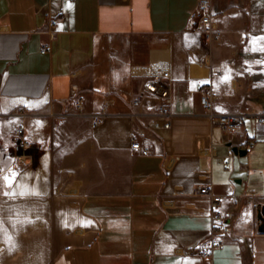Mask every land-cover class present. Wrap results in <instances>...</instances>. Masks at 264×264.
<instances>
[{
  "label": "crops",
  "instance_id": "1",
  "mask_svg": "<svg viewBox=\"0 0 264 264\" xmlns=\"http://www.w3.org/2000/svg\"><path fill=\"white\" fill-rule=\"evenodd\" d=\"M197 3L0 0V264H264V127L251 119L264 110V0H211V44L192 26ZM163 63L171 125L151 133L156 102L130 69ZM208 92L244 130L210 124ZM139 135L147 156L130 149ZM204 186L225 218L211 257L198 250Z\"/></svg>",
  "mask_w": 264,
  "mask_h": 264
},
{
  "label": "built area",
  "instance_id": "2",
  "mask_svg": "<svg viewBox=\"0 0 264 264\" xmlns=\"http://www.w3.org/2000/svg\"><path fill=\"white\" fill-rule=\"evenodd\" d=\"M194 31L199 33L207 44L217 42L219 40V31L214 23L215 16L211 13V0H198L195 10L190 14ZM55 20L50 19V24L53 25ZM49 50V45L45 44L41 53L45 54ZM147 66H135L130 69V74L133 77H141L147 80L144 86V93L156 102V118L150 126V132L156 133L160 130H168L171 125L172 108H173V79L169 64H156V69L149 75L137 74L135 71L143 69ZM214 96L211 93L202 94L200 104L208 110V118L213 127L220 129L225 134H237L244 130V117L240 115H216L211 111V106ZM141 99L133 100V105H139ZM81 100L75 103L76 108H80ZM252 123L256 127H264V110L251 117ZM100 124V120L94 121V126ZM143 135L133 137L130 142V149L139 153L142 156L149 154L148 149L142 143ZM254 141L248 142L252 146ZM29 148V144L25 139L23 127H19L13 134L12 151L19 156H23L24 152ZM196 194L207 196L211 200L210 210V238L198 247L201 255L211 257L215 249L221 248L222 244L217 239L218 234L224 229L225 218L219 206L221 203L220 196L214 195L211 188L208 186L200 187L196 190ZM189 253V252H188Z\"/></svg>",
  "mask_w": 264,
  "mask_h": 264
},
{
  "label": "water",
  "instance_id": "3",
  "mask_svg": "<svg viewBox=\"0 0 264 264\" xmlns=\"http://www.w3.org/2000/svg\"><path fill=\"white\" fill-rule=\"evenodd\" d=\"M233 152H239L240 150H238L237 148L233 147L232 148ZM259 220L261 221V227L260 230L264 229V206H262L259 210V215H258Z\"/></svg>",
  "mask_w": 264,
  "mask_h": 264
},
{
  "label": "snow or ice",
  "instance_id": "4",
  "mask_svg": "<svg viewBox=\"0 0 264 264\" xmlns=\"http://www.w3.org/2000/svg\"><path fill=\"white\" fill-rule=\"evenodd\" d=\"M4 179H5V181H6V183H11V179L9 178V177H4Z\"/></svg>",
  "mask_w": 264,
  "mask_h": 264
},
{
  "label": "bare ground",
  "instance_id": "5",
  "mask_svg": "<svg viewBox=\"0 0 264 264\" xmlns=\"http://www.w3.org/2000/svg\"><path fill=\"white\" fill-rule=\"evenodd\" d=\"M138 74H142V73H138ZM142 75H145V74H142Z\"/></svg>",
  "mask_w": 264,
  "mask_h": 264
}]
</instances>
